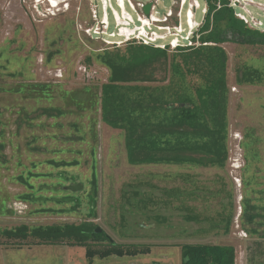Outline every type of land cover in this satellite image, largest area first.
I'll return each mask as SVG.
<instances>
[{
	"label": "rangeland",
	"instance_id": "obj_1",
	"mask_svg": "<svg viewBox=\"0 0 264 264\" xmlns=\"http://www.w3.org/2000/svg\"><path fill=\"white\" fill-rule=\"evenodd\" d=\"M173 1L159 0L156 16L163 18L173 9ZM200 1L204 7L205 1ZM107 2L109 0H64L54 9L47 0H0V84L57 86L55 98L61 104L75 102L86 108L82 129L87 141L98 138L95 164L91 160L87 165L88 157L84 156V162L78 167L52 170L53 175L64 179L66 186H84L75 193L81 200L78 210L64 214H35L33 211L42 207L70 209L71 203L57 206L54 200L46 203L37 200L36 204H29L16 199L26 192L15 181L23 168L15 164L12 145L6 147L9 162L0 168V264H90L84 247L37 245L32 239L9 240L3 235L5 230L23 225L80 224L85 220L94 222L117 244L150 249L147 255L95 259L94 264H182V247L186 244L232 246L236 250V264H264V240L251 237L242 223L244 201L249 199L253 204H261L258 193L264 191V84L238 83L239 71L244 65L264 71V46L223 45L228 54L229 88V152L224 169L189 165L131 166L124 132L100 121L99 108L94 107L97 92L89 90L108 83L111 76V71L97 56L106 51L125 50L128 46L114 43L121 38L116 36L118 29L111 12L108 14L111 28L107 30L102 24L103 5ZM151 2L154 0H133L136 12L128 4L126 10L137 19L142 11L136 4L152 7ZM258 3H248V9L252 16L264 21V2ZM113 5L117 9L115 0ZM186 10L182 18L184 26ZM196 15L198 21L203 20L201 10ZM169 23L175 25L176 22ZM259 30L264 31V26ZM175 52L169 50L171 56ZM166 66L156 65L150 69L156 79L151 85L166 82ZM81 96L91 97L92 101ZM9 118L6 114L5 119ZM11 119L6 130L8 139L15 129L16 117ZM32 132L25 129L20 142L24 144ZM58 147L59 144L54 145ZM23 156L26 160L28 155ZM40 156L44 159V156L54 155ZM91 165H96L98 172L97 191L91 186ZM43 169L48 170L46 166ZM44 182L32 181L51 196L54 186ZM91 212L93 218L88 215ZM193 216L198 221L187 219ZM228 218L232 221L230 232L226 234Z\"/></svg>",
	"mask_w": 264,
	"mask_h": 264
},
{
	"label": "trees",
	"instance_id": "obj_2",
	"mask_svg": "<svg viewBox=\"0 0 264 264\" xmlns=\"http://www.w3.org/2000/svg\"><path fill=\"white\" fill-rule=\"evenodd\" d=\"M207 3L209 10L196 47H180L171 56L167 50L129 43L125 50L106 51L97 56L111 71V76L100 88L90 87V92H97V103L93 104L99 108L102 123L124 132L131 166L189 165L220 169L226 166L229 88L228 54L223 45L264 46V31L251 28L237 18L229 0H207ZM163 64L168 70L166 82L151 85L156 79L150 69ZM238 83L262 85L264 71L244 65L239 71ZM55 87L49 83L0 84V168L9 162L5 150L12 145L15 164L23 168L15 181L26 189L16 199L29 204L54 200L57 206L67 203L73 206L36 208L35 214L76 212L81 200L64 189L66 182L53 175L52 170L78 167L84 162V156L88 157L87 165L91 160L95 164L97 155L98 138L87 141L82 129L86 108L75 102L61 104L55 98ZM6 114L10 115L9 119H5ZM12 117H16L15 129L8 139L6 130ZM25 129L33 132L23 144L20 139L26 134ZM57 144L59 147L54 148ZM23 154L28 155L26 160ZM50 154L54 156H44V159L40 156ZM45 166L48 170L43 169ZM90 169L91 186L97 191L96 165ZM37 179L44 180L43 184L48 186L52 184L54 194L47 196L43 189L36 187L32 181ZM258 194L261 204H253L249 199L244 201L242 223L251 237L264 240V191ZM88 215L94 217L92 212ZM187 219L198 221L196 216ZM231 221L227 219L226 234L230 232ZM98 229L94 222L85 220L80 224L23 225L5 230L3 235L9 240L32 239L37 245L84 247L90 264L95 259L135 258L150 253L144 246L117 244ZM182 264H236V250L232 246L186 244L182 247Z\"/></svg>",
	"mask_w": 264,
	"mask_h": 264
},
{
	"label": "built area",
	"instance_id": "obj_3",
	"mask_svg": "<svg viewBox=\"0 0 264 264\" xmlns=\"http://www.w3.org/2000/svg\"><path fill=\"white\" fill-rule=\"evenodd\" d=\"M102 1L104 2L105 0ZM113 1L114 0H109L105 6L103 5L102 24L107 30L111 28L110 17L108 15L109 12H111L115 21V28L118 29L116 36L119 38L125 37V40L114 42L117 46L121 45V43H136L167 51H176L180 47L191 48L199 45V32L209 10L207 0H204V7H202L200 0H174L173 9L169 10L163 18L157 17L155 13L159 0H154V3L151 2L152 7L149 15H146L144 12L148 4L144 5L138 3L136 5L141 9L142 15L138 14L137 19L129 15L126 10V5L128 4L131 10L136 12L137 8L134 6L133 0H115L119 12L115 9ZM229 2L230 6L235 9L236 17L244 21L249 27L261 29L264 26V21L260 19L261 17L256 18L252 16L248 9V7H250L248 3L254 4L260 2L258 4L261 5V2H264V0H229ZM176 9L177 13L175 14ZM185 9L187 10L184 26L182 18ZM200 10L204 16L202 21H198L196 15ZM121 18L123 19L122 21ZM171 21H175V25H170L169 22ZM119 22H123L125 25H120ZM123 28L129 31L127 33L128 35L125 34L124 36H120ZM111 37L115 38V35L112 34Z\"/></svg>",
	"mask_w": 264,
	"mask_h": 264
},
{
	"label": "water",
	"instance_id": "obj_4",
	"mask_svg": "<svg viewBox=\"0 0 264 264\" xmlns=\"http://www.w3.org/2000/svg\"><path fill=\"white\" fill-rule=\"evenodd\" d=\"M150 10H151V5L146 6L144 9L145 14L149 15ZM65 188L73 193H77L80 192L84 188V186L82 184H71ZM98 232H101L100 228L98 229Z\"/></svg>",
	"mask_w": 264,
	"mask_h": 264
},
{
	"label": "bare ground",
	"instance_id": "obj_5",
	"mask_svg": "<svg viewBox=\"0 0 264 264\" xmlns=\"http://www.w3.org/2000/svg\"><path fill=\"white\" fill-rule=\"evenodd\" d=\"M42 1V0H41ZM46 1V0H45ZM63 0H52V3L54 5V9L58 8L60 6V3ZM40 2V1H39ZM44 2V0H43ZM42 3V2H41ZM58 13V12H57ZM122 21V18H121ZM120 25L124 24L123 22H119ZM125 25V24H124ZM125 28V27H124ZM124 28L121 30V35L120 36H124L125 34H127L129 31L128 30H124Z\"/></svg>",
	"mask_w": 264,
	"mask_h": 264
},
{
	"label": "clouds",
	"instance_id": "obj_6",
	"mask_svg": "<svg viewBox=\"0 0 264 264\" xmlns=\"http://www.w3.org/2000/svg\"><path fill=\"white\" fill-rule=\"evenodd\" d=\"M63 2H64V0H63ZM121 40H125V37L124 38H121ZM127 42H129V41H127Z\"/></svg>",
	"mask_w": 264,
	"mask_h": 264
}]
</instances>
